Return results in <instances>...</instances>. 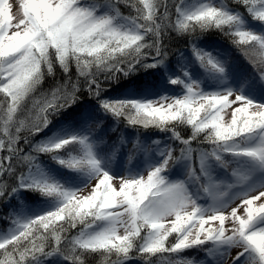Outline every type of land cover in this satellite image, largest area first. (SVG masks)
<instances>
[{
    "label": "snow or ice",
    "instance_id": "1",
    "mask_svg": "<svg viewBox=\"0 0 264 264\" xmlns=\"http://www.w3.org/2000/svg\"><path fill=\"white\" fill-rule=\"evenodd\" d=\"M19 9L0 0V264H264V0ZM141 70L158 83L110 93ZM149 129L169 142L137 160Z\"/></svg>",
    "mask_w": 264,
    "mask_h": 264
},
{
    "label": "trees",
    "instance_id": "2",
    "mask_svg": "<svg viewBox=\"0 0 264 264\" xmlns=\"http://www.w3.org/2000/svg\"><path fill=\"white\" fill-rule=\"evenodd\" d=\"M227 1L229 3H231V0H227ZM123 8L126 11L128 10L125 7H123ZM185 39L186 38H177L173 34V39L169 42V48H170L169 60H170L171 64L175 65V60H176L175 53L177 52V50L181 51L184 48L188 47V45L185 43ZM200 39L202 42V46L207 45L210 48H215V49H218L220 51H227L231 55V52H230L231 45L225 39V37L222 34H220L218 31H210L208 33H205ZM233 58H235V57L233 56ZM241 63H242V61H241ZM57 73H58V75L62 74L59 72V69H57ZM49 82L50 81H46V85ZM157 83H158V76L156 75L155 70H141L140 72H138L136 74V76L131 77L129 80L121 81L120 84L115 85L110 90V93L115 96V95H119L121 92L125 91L126 89H131V88H136V87H141V86H147V85H156ZM179 90L180 89L178 88V86H169L167 91H168V94L176 95ZM227 118L228 117H226V119ZM121 130L124 132V135L127 132H131V133L133 132L132 129L124 130L122 128ZM177 130L180 131L181 134L184 135L185 137L190 135V128L180 126V127H178ZM144 132L151 133L155 136L158 135L159 137L160 136L167 137L165 134L158 133V130H154V129L141 130V133H144ZM193 146H195V143ZM38 199L39 198L33 197L31 195H29L27 198L28 201H37ZM0 225L5 227V225H3V224H0ZM193 257L201 260V259H204V254L198 253V252L193 250L191 252V254L188 256V258H193ZM168 258L169 257H167V254L163 257H161V256L152 257L151 258L152 264H167ZM101 261H102V257H100L98 255L88 257V264H101Z\"/></svg>",
    "mask_w": 264,
    "mask_h": 264
},
{
    "label": "rangeland",
    "instance_id": "3",
    "mask_svg": "<svg viewBox=\"0 0 264 264\" xmlns=\"http://www.w3.org/2000/svg\"><path fill=\"white\" fill-rule=\"evenodd\" d=\"M19 2H20V0H9V3L12 5V14L14 16L17 15L20 12ZM225 2H228V1L225 0ZM121 11L124 12L125 14L128 13V10L126 11L123 7H121ZM181 51H184L187 54L188 51H189V47L184 48ZM169 62H170V60H169ZM179 92H180V90L177 92V94ZM170 95H172V94H170ZM131 134H132L131 132H127V134H125V137L127 138ZM141 134H142L141 135V139L145 142V148L148 149V151H146L143 156L138 155L137 156V160H145L146 161L147 159H149L151 157V155H152V151L151 150L155 148V145L152 144V140L159 139V140H161L162 143H168L169 142L168 141V137H162V136L159 137L158 135L155 136V135H153L151 133H148V132H144V133H141ZM118 162H119V156L116 157V161L114 162L113 167H116V163H118ZM135 162L136 161L134 160L133 163H135ZM124 167L128 168V167H130V165H128L127 162H125ZM85 192H87V189H85ZM26 203L30 207H38V206H40L42 201H38V200L37 201H26ZM5 228H6V226L3 227L2 225H0V231L4 230ZM138 264H142V262H138ZM229 264H230V262H229Z\"/></svg>",
    "mask_w": 264,
    "mask_h": 264
}]
</instances>
